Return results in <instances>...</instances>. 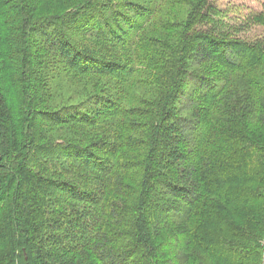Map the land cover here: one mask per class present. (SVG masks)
Wrapping results in <instances>:
<instances>
[{
	"label": "trees",
	"instance_id": "trees-1",
	"mask_svg": "<svg viewBox=\"0 0 264 264\" xmlns=\"http://www.w3.org/2000/svg\"><path fill=\"white\" fill-rule=\"evenodd\" d=\"M174 1L0 0V264H262L264 2Z\"/></svg>",
	"mask_w": 264,
	"mask_h": 264
},
{
	"label": "rangeland",
	"instance_id": "rangeland-1",
	"mask_svg": "<svg viewBox=\"0 0 264 264\" xmlns=\"http://www.w3.org/2000/svg\"><path fill=\"white\" fill-rule=\"evenodd\" d=\"M180 1H183V0H180ZM185 1L191 2L192 0H185ZM215 1H216L217 5L219 7H221L223 10L229 12L230 15H232L233 13H237L239 11V6L237 4L232 3V2H236V3L239 4V0H215ZM140 2L142 4H144L145 6L149 4V3L146 2V0H140ZM177 2H178L177 0L174 1V3H177ZM262 2H264V0H246L245 1V7L246 8L258 9L261 6L260 4ZM152 7H153L154 10L157 9L156 2L152 5ZM165 8L167 10H169L170 16H176L177 19L185 18L187 16V14L191 10V8L189 6H187V5H185V4H182V5L175 4L174 6L168 7V5L166 3L164 5V10H165ZM162 17H164V14L162 15ZM252 34H256V31H253ZM261 246H262V241H261ZM262 248H263V246H262ZM262 255H263L262 256V264H264V248H263V251H262Z\"/></svg>",
	"mask_w": 264,
	"mask_h": 264
},
{
	"label": "built area",
	"instance_id": "built-area-1",
	"mask_svg": "<svg viewBox=\"0 0 264 264\" xmlns=\"http://www.w3.org/2000/svg\"><path fill=\"white\" fill-rule=\"evenodd\" d=\"M262 246H263V248H264V238H263V240H262Z\"/></svg>",
	"mask_w": 264,
	"mask_h": 264
},
{
	"label": "water",
	"instance_id": "water-1",
	"mask_svg": "<svg viewBox=\"0 0 264 264\" xmlns=\"http://www.w3.org/2000/svg\"><path fill=\"white\" fill-rule=\"evenodd\" d=\"M2 157H1V154H0V161H1Z\"/></svg>",
	"mask_w": 264,
	"mask_h": 264
}]
</instances>
